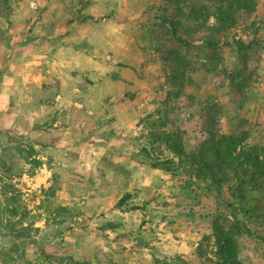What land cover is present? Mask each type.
Instances as JSON below:
<instances>
[{"label": "rangeland", "instance_id": "1", "mask_svg": "<svg viewBox=\"0 0 264 264\" xmlns=\"http://www.w3.org/2000/svg\"><path fill=\"white\" fill-rule=\"evenodd\" d=\"M221 1L0 0V158L12 166L0 171V264H151L174 251L218 264L214 224L236 264H264V185L215 187L189 153L231 133L236 151L264 149V0L214 50L201 32L181 46L198 69L183 92L162 68L170 21L211 26ZM107 221L120 225L100 230Z\"/></svg>", "mask_w": 264, "mask_h": 264}, {"label": "trees", "instance_id": "2", "mask_svg": "<svg viewBox=\"0 0 264 264\" xmlns=\"http://www.w3.org/2000/svg\"><path fill=\"white\" fill-rule=\"evenodd\" d=\"M7 2V0H4ZM256 0H222L218 12L215 14V22L211 26L200 24L193 29H181L178 22L173 20L171 24V35L174 37L173 46L164 53L162 58L163 70L169 77L172 86L184 91L186 85L194 83L193 74L197 72L195 62L190 56L183 54L181 46L188 45L193 40V34L201 32V36L211 50L215 49L220 37L235 23L236 14L240 12L252 13L256 9ZM177 15H181L177 13ZM165 20H167L164 17ZM209 66L213 59L208 57ZM208 70L210 67L203 64ZM189 99V98H188ZM244 135L246 132H243ZM243 140V135H234V133L224 136L217 140L213 136L207 137L198 147L190 150L194 164V171L197 177L215 187L221 188L223 185H230L232 180L240 182L247 179L255 187L263 189L264 185V149L262 151L241 150L236 151L237 146ZM165 144L173 151L181 153L184 151L179 136H170ZM12 170L7 158H0L1 173H9ZM131 197L130 193H125L118 199L115 206L121 208L126 204L127 199ZM242 197V196H241ZM132 209H139L141 206H130ZM6 210L15 214L17 208L12 205ZM118 222L107 221L100 225V230H115L119 227ZM213 232L216 235L218 244V264H236L232 245L230 243L231 235L223 232L218 226L213 225ZM45 257L54 259L57 264H89V261H81L72 256H51ZM96 259V257H95ZM52 261V260H51ZM151 264H187L181 254L174 251L171 255H165L162 258L152 254Z\"/></svg>", "mask_w": 264, "mask_h": 264}]
</instances>
